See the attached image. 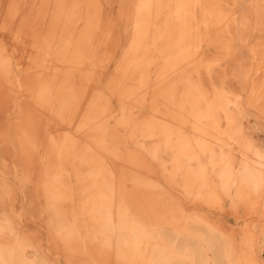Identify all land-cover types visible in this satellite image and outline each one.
<instances>
[{
	"label": "bare ground",
	"instance_id": "1",
	"mask_svg": "<svg viewBox=\"0 0 264 264\" xmlns=\"http://www.w3.org/2000/svg\"><path fill=\"white\" fill-rule=\"evenodd\" d=\"M235 7L234 0H141L116 72L126 81L140 77L137 89L122 85L123 99L149 100L151 107L145 118L123 107L120 124L150 143L146 152L169 183L217 209V219L229 209L264 214V146L247 129L248 114L264 119V40L254 49V76L251 62L230 67L237 53L231 42L217 38L225 56L208 55L210 30L234 37ZM155 19L162 23L157 30ZM102 22L99 0H0V101L16 87L33 107H20L17 127L27 165L0 156V264H55L19 209L17 190L33 186L29 198L42 206L47 241L64 264H264L254 233L239 247L234 231L196 205L170 199L141 157L122 153L104 95L86 84L95 34L112 27ZM149 49L157 59L147 62ZM53 106L57 135H39ZM32 152L45 166L36 168Z\"/></svg>",
	"mask_w": 264,
	"mask_h": 264
},
{
	"label": "rangeland",
	"instance_id": "2",
	"mask_svg": "<svg viewBox=\"0 0 264 264\" xmlns=\"http://www.w3.org/2000/svg\"><path fill=\"white\" fill-rule=\"evenodd\" d=\"M7 2V1H4ZM141 2V0H99L101 6V12L103 17L102 26H112L107 29L106 27L101 28L96 34V39L99 40L95 43L94 49L92 50V65L89 71V81L86 84H97L98 91L104 95V100L108 107V115L106 117L107 123L110 129L115 134L113 136L118 138V144L121 145L122 153H134L145 162V165L151 167L154 173V178L157 182L161 183L162 190L168 195L170 199L181 201L183 205L187 207H193L196 205V210L204 213L208 216L213 217L217 222H219L226 232L235 233V238L237 245L239 247L245 246L243 236H248L249 233H254L255 236V251L257 256L261 261L264 262V214L256 215L252 213L245 212L244 209H240L238 213H233L228 210L229 213L223 214L220 219L217 209H211L208 205L202 202H194L191 200L190 196L185 193L180 187L169 183L166 179V175L161 171L160 167L157 166L151 158H149L146 147L150 146L149 142H138L135 137L132 136L131 131L122 126L119 122L120 117H122L123 107L127 108V112L131 115L145 118L150 115L151 107L150 101H139L123 99L122 85L127 88L137 89L139 87L140 77L132 79L131 81H126L127 77H117V70L127 52L129 45L133 40V10ZM235 9L232 12H237L238 19H234L232 22V28L230 31L233 36L224 37L223 32L217 29H212L209 31L210 39L212 41L210 48L208 50V55L210 58H221L225 54L220 52L214 42L217 38L223 43L231 42V46L237 52L232 58L233 62L230 65L234 69L239 63L242 64L243 68L246 64L251 62V68L255 75L256 61L254 49L258 42L264 40V28L260 29V25L264 24V17L260 19L257 12L260 8H264L263 0H234ZM165 3H160L161 13L165 10ZM124 10V11H123ZM200 14H206L208 10L205 7H198ZM262 11V10H261ZM264 11V9H263ZM163 14V13H162ZM227 14V13H224ZM159 17V19H161ZM260 20V22H258ZM155 30L162 27V23L155 19L154 21ZM259 26V27H258ZM216 30V31H215ZM107 40V42L105 41ZM22 47L29 46L27 40L23 41ZM146 60L150 62L153 59H157L151 49L146 51ZM254 60V61H253ZM244 64V65H243ZM153 68L149 70V74L153 73ZM231 71V70H229ZM121 81L117 85V81ZM116 82V84H115ZM128 82V83H127ZM230 85L235 88H242L241 84H237V81L230 79ZM89 92L91 93L92 85H88ZM248 87V86H247ZM251 87V85L249 86ZM87 88V87H86ZM8 99L0 101V129H3L0 137V156L5 157L9 160L11 165L23 166L27 165L29 160H24L20 158V152L17 137H21V133L17 128L23 117L20 114V107H32L29 100L24 99V95L19 93L16 87L13 91L9 92ZM33 108V107H32ZM250 121L247 123V129L250 134L255 138L257 143L264 146V119L260 117H255V114H248ZM44 122L41 123L44 132H39V135L55 136L57 135L56 127L61 125V121L58 116V109L53 106V108L48 112L47 117L44 116ZM128 125V124H127ZM126 125V126H127ZM113 138V140L115 139ZM132 137V138H131ZM49 142V141H48ZM47 142V143H48ZM117 143V142H116ZM128 143V144H126ZM18 147V149H16ZM12 149V150H11ZM32 160L36 163L39 168L45 166L44 158L39 156L37 152H32ZM52 159H56L57 155L52 153ZM40 179V173L34 174L35 182ZM37 184V183H36ZM18 204L19 209L24 213V220L26 222L25 229L29 231V235L37 242L41 249L46 255H48L55 264H64L63 260L58 257L57 253H54L53 247L49 245L47 241V228L43 221L44 216L41 214L42 206L38 201L31 200L29 195L35 194V188L28 187L26 189L19 188L18 190ZM264 208V205L262 206ZM29 226V229L26 228ZM44 245V246H43Z\"/></svg>",
	"mask_w": 264,
	"mask_h": 264
}]
</instances>
